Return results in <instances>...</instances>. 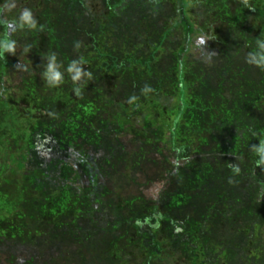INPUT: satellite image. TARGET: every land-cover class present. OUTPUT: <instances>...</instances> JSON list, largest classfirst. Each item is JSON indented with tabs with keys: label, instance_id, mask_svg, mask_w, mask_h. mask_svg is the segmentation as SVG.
I'll return each mask as SVG.
<instances>
[{
	"label": "rangeland",
	"instance_id": "obj_1",
	"mask_svg": "<svg viewBox=\"0 0 264 264\" xmlns=\"http://www.w3.org/2000/svg\"><path fill=\"white\" fill-rule=\"evenodd\" d=\"M190 1L192 3L186 10L200 30L209 36L196 37L183 60V77L187 87L178 130L192 128V131L185 132L184 139L193 146L191 158L194 162L174 165L172 158L170 162L157 165L161 160L154 152H147L140 157V161L139 157H134L144 146V139L137 138V135L145 134L143 117L150 125H155L158 119L151 114L153 102H146L145 110L140 111L137 110L140 106L137 108L133 104L138 97L133 94L125 98L124 95L129 94V86L134 78L155 76L160 79L159 83L166 94L150 98L162 104L159 110L162 111L163 107L164 116L170 120L178 111L176 49L180 43V28L167 31L178 16L177 0H0V41L11 39L16 42L14 55L0 56V209L4 207L5 211L0 219L25 230L21 234L22 243L16 250L0 241V264H37L41 242L38 241L37 247L33 243L35 241L26 239L28 232H36L35 228L43 222H48L47 228L52 227L56 214H63L60 220L64 225L62 233L70 234V229H73L90 255L99 253L102 264H264V164L260 163L252 147L264 142V66L249 63L251 56L264 57V49L260 46L258 50L262 53L258 51L259 54H256L250 37H256L261 32L262 20L258 18L255 7L260 6L263 0H246L250 5L247 9H243L244 2L241 0H228L226 9L218 6V0ZM12 3L15 8L9 11ZM58 5L66 9L80 26H105V35L108 36L106 48L93 45L91 53L99 57V64L84 67L92 73L93 80L97 76L99 80L103 78L102 90L99 91L95 81L89 85L90 80L86 78L83 82H73L66 71L69 64L61 58L57 59L64 66V83L52 87L43 77L49 55L43 53L40 47L43 29L49 28L44 16ZM24 8L32 10L39 21L40 30L12 32L7 27L8 22L18 18ZM237 13L241 21L235 20ZM123 19L128 21L130 31L142 32V36L150 32L149 25L158 26L152 31L154 37L155 30L160 33L155 41L158 47L155 49V44L151 43L150 49L154 52H146L144 41H133V45L129 43V51L126 50L128 34L124 31L120 34L117 30L122 26L120 20ZM50 23L54 25L53 21ZM201 38L207 43L200 44ZM233 38L243 43L242 53L236 54L234 59L228 56L226 45ZM65 46L70 48L69 45ZM28 48L30 51L26 50ZM85 50L87 48L81 53ZM119 50H123L121 59L126 62L125 67L119 65L118 60L114 62ZM252 70L256 72L251 77ZM104 73L117 76L112 88L109 77ZM124 77L128 78L127 83H124ZM75 83L81 90L79 94L75 91ZM121 86L127 89L118 93ZM110 90L115 92L108 96L114 104L99 105L102 96H106ZM165 101L169 104L165 105ZM17 112L20 114L15 122L6 116ZM93 113L101 123V130L111 126L115 132L114 136L106 138L113 154L125 153L123 160L126 166L117 168L119 165L109 160L110 169L104 172L100 169V173L96 171L94 177L93 172H88L87 165L78 164L79 172H76L78 175L74 176L72 182H61L65 186L61 193L63 200L74 205L73 212L65 213L67 209L61 206L65 204L63 202L56 210L54 206L60 203L46 202V194L38 198V190H28L22 198L13 195L24 183L21 180L27 174L33 171L36 175H42L44 170L41 169L44 167L33 168L27 163V169L18 170L12 160L27 153V150L34 158L50 154L44 149L41 139L52 132L54 122L56 131L57 128H65L68 120L75 122L80 125L76 131L82 134L89 127L85 117ZM119 114L125 115V119L132 123L125 131L114 120ZM52 118L54 122H48V126H45L47 120ZM68 136L71 150L82 149L90 158L108 145L99 139L95 146L87 147L86 144L77 143L82 137H74L70 132ZM166 155L167 152L160 156ZM76 162L73 161L75 165ZM230 164L240 167L239 175L232 173ZM176 168L179 171L174 173ZM167 175H171L169 183ZM92 179L106 192L99 193L93 206L87 200L85 204L83 199V193L91 186ZM230 179L234 182L229 183ZM43 189L46 190V187ZM3 193H9V196ZM127 195L143 196L152 204L151 207L147 206V210L157 205L158 210L161 208L169 214L166 225L153 229L155 235H152V238L161 241L164 260L149 261L146 252H139L144 249L145 240H142V244L138 242L139 246L131 242V239L136 241L138 238L131 236L132 231L126 226L136 219L132 218L131 222L123 219H130L134 213L137 216V209L134 208L131 214L130 209H122L127 215L124 213V218H113L116 206L120 209L123 206L121 200ZM14 201L17 206L13 205ZM78 209L83 211L79 212ZM146 209L140 211L143 216L149 213ZM110 217L113 221H124L125 226L120 229L109 226L110 230L107 229ZM181 226L184 227L182 234L175 235V229ZM144 230L142 228L139 232L143 233ZM45 237L51 239L52 235ZM90 261L96 260L91 258Z\"/></svg>",
	"mask_w": 264,
	"mask_h": 264
},
{
	"label": "trees",
	"instance_id": "obj_2",
	"mask_svg": "<svg viewBox=\"0 0 264 264\" xmlns=\"http://www.w3.org/2000/svg\"><path fill=\"white\" fill-rule=\"evenodd\" d=\"M241 1L244 2V4H242L243 9H247L250 7V5L246 3V0H241ZM218 2H219V5H218L219 7L223 6L224 7L223 9L228 8L227 6L228 0H218ZM191 3L192 2L190 0H177L176 8H177L178 16L176 17L173 24H171V27L167 29V31H171V29L180 28V43L176 49V71H177V76H178L177 87H178V92H179V95H178L179 101L177 104H178L179 109L178 111L175 112L174 118L172 117L173 119L171 120L166 118L164 116L163 107H162V111L159 110L162 104L150 98V96L153 97L158 94L161 95L163 93L162 86L159 83L160 79L156 78L155 76L152 78H141V77L134 78V80L131 81V84L129 86V91H130L129 94L126 93V95H124L125 98L127 97L130 98L131 95L135 94L138 97V99L136 100V102L134 101L133 104L136 105L137 108L140 106V108L137 109L140 111H142V109L144 111L145 110L144 108L146 107L145 106L146 102L149 103L150 102L149 100H151L153 102V104L152 102H150L152 104L151 105L152 109L154 108L151 114L153 113L154 117H158L157 121H155L156 122L155 125H153V123L150 125V122H148V120L145 122L144 120L146 117H143L142 127H143V130H145V134L137 135V138L139 137L140 138L139 140L144 139V143H143L144 146L142 149H140L138 152L134 154V157H136V159L139 157L138 158L139 161H140V157L141 156L144 157L143 155L147 154V152H154L156 153L157 157L160 158L161 160V161L158 160L157 165L162 164L164 162H170L169 159L172 160V158L174 160V165H178L180 162H184L185 164L194 162L193 159L191 158L193 157L192 156L193 155L192 152L194 151L193 146L192 144H187L184 139L185 132L188 130L192 131V128L188 127V129L186 130L187 127H183L185 130L184 129L182 130L181 128H180L181 131L178 130L180 127L179 123L181 122V118L183 115V110H184V105H185L184 99L186 95L185 90L187 87V84L183 77V60H184L185 54L190 50L192 46V41L196 37H204V36L209 37V36L205 34V32H203L202 30H200V27L198 26V24L195 23L194 20L191 19L189 12L186 10V7L188 5H191ZM210 5L212 7V4L207 3V6L210 7ZM255 9H256L258 18L262 20L263 26H261L262 27L261 32L259 34H256V37L255 35L254 36L251 35L250 37H252V43H253L252 48L257 50L256 54H259L258 51L261 53L262 51L260 49L258 50V47L260 46L261 43L264 42V0L262 4L258 7H255ZM65 10L66 9H63L60 5H58V7L53 8L51 13L49 12L48 14H45L44 17L46 19L44 20H47L46 22L48 24L47 23H44V24H47L46 27H49V28L43 29L44 35H43V38H41L42 39L41 40L42 44L40 46L41 51L43 53L45 52V54L50 55L53 52L49 50L54 49L53 51L54 53H56L57 58L63 59L64 63L66 64L67 63L70 64L73 60H79L81 58H83V61H84L83 67L91 68L93 67L94 63L99 64L100 61L97 62V60H99V57L96 58L91 53L93 50V45H96V47H98V45L104 46L106 48V45H107L106 42H107L108 36L106 37L105 35L106 34L105 26H101L99 24H95V25L92 24L91 26L81 24L80 26L79 22L76 19H73L72 15L70 13L68 14V12H66ZM218 10H216V12ZM120 17L121 16L118 15L117 18L120 19ZM238 19H240L241 21L239 13L235 14V20H238ZM51 21L54 22V25H52L53 23H50ZM120 21L122 23V26L118 27L117 29L118 32L121 34L122 31H124L126 32V34H128V38L126 39L127 40L126 43H128V45H126L127 46L126 50L129 51L130 49L128 47L129 43L131 44V42L133 41H136V42L144 41L147 47L145 48L148 50L146 52H149V53L154 52V50L150 49L151 43L155 44V49L158 47L155 41L157 39L156 37L160 33L158 34L157 33L158 30H155L156 37H154L155 35L152 34L153 29L154 28L158 29V26H152V25H149V27L147 26L148 28H150V32L147 34V32L144 31L147 35L142 36V32H139V31L132 32V30L130 31V26H129L128 21H125V19L120 20ZM110 25H114V24H110ZM149 34L153 35V37L148 36ZM77 42H79L81 45L79 49L75 47V44ZM65 45H69L70 48ZM131 45H133V43ZM226 45H227V49H228L227 52H228L229 57L234 59L236 54L242 53V50H243L242 42L239 43L238 41H235V39L233 38L229 40L228 44ZM48 47H49V50H47ZM83 47L84 49L87 48V50H85L84 53L82 54L81 52L84 50ZM96 47L94 46V49ZM108 49H111V48L108 46ZM122 52L123 50L122 51L119 50L118 52H116L117 54H115L116 59H114V62L118 60V62L120 63L119 65H122V67H125L126 62L121 59ZM127 54L129 53L127 52ZM259 58L260 59L262 58V60H264V57L262 56L260 57V55H259ZM257 65L258 64H254V66H257ZM261 70L263 71V69ZM99 71L100 70L98 69V73ZM255 72L256 70L250 71L251 77L254 76L253 74ZM104 76L109 77L108 82L110 84V87L112 88L114 86V82H116V79H118L117 76L114 77V75H108L106 73H104ZM84 79L82 80V82L84 81ZM127 80L128 78L124 77V83H127ZM94 81L99 91L102 90L103 89V84H102L103 78L99 80L97 76L94 78V80L90 79L89 85L94 84L93 83ZM75 86L79 87L78 84H76ZM146 86L150 87L152 91L147 92V93L143 92V89ZM1 88L2 87L0 86V90ZM119 88L120 89L117 90L118 93H120L121 91H124V89H127V87L124 88L123 86ZM164 93L166 94V92ZM113 94H115V92L110 90L106 96L103 95L102 96L103 99L102 101H99L100 102L99 105L100 104L113 105L114 104L112 102L113 99H111V97L110 98L108 97ZM81 98L84 99L83 96H81ZM166 104L168 105L169 102L165 101V105ZM19 114L20 113L18 112L16 114L10 113V114H7L6 116L7 117L9 116V118L15 122V120L19 118ZM149 114L147 115L148 117H150ZM95 115L96 113L95 114L93 113L85 117L88 123L87 126L89 127L86 128V130H84L82 134H80V131H76L80 125L75 122H71L70 120H68L66 121L65 128H62V129L57 128V131H56L54 130L56 123L53 121V118L50 120H47V123L45 126H48V122L49 123L54 122L53 123L54 125L52 128L53 130L52 132L46 135L47 137H43L41 141H42V145L44 149H47V151H50L51 153L50 154L48 153L43 156L39 155L38 157L34 158V156L27 150V153H22L20 154L18 158H15L12 160V163L15 165V169L23 170L24 168H26V164L28 163L29 166L33 168L35 166L41 165V167L42 166L44 167L41 170H44V171L42 172V175H39V174L36 175L34 174L35 172L33 173V171L32 173L27 174L24 177V180L23 181L21 180V183L24 182L25 184L23 183L19 187V189H17V192L13 193V195L17 194L18 197L22 198V197H25V195L23 194H26V191L38 190V194H37L38 198L46 194L48 197V200L47 199L45 200L46 202H49L50 200V201L56 202L57 204L60 203L58 206H54L56 210L59 208V206L63 202L65 204L61 206L63 207L66 206L64 208L68 210V211L66 210L65 213L71 212V211L73 212L74 205L70 204L68 200L67 201L63 200V196L61 193L62 191L64 192L65 186L61 185V182L64 181L66 184L72 182L74 176L78 175L76 173V172H79V168H77L79 167L78 164L87 165L88 172L89 171L93 172L94 177L97 174L96 171L100 173V169H101V172L108 171L110 169L111 166L109 165V162H108L109 160L119 165L117 166V168L126 166L127 163L123 160L125 153L117 152L113 154L112 146L108 144L110 142L107 140L108 138H106L107 136H110V135L112 136L113 134H115V132L112 130L111 126H108L106 129L101 130L100 128L101 123L100 121L96 119ZM40 116L42 115L40 114ZM115 119L118 122L119 128H121V125H122V128H121L122 131H125L127 126L132 124L131 121L125 119V115H120V114L116 115L114 117V120ZM69 132L72 133L74 137H77V138L78 136L82 137V139L79 140V142L77 143H82L84 145L86 144L87 147L95 146L96 143H98L99 139H103L102 142L104 141L108 145H105L102 148L103 151H101L100 149V151H97L95 155L92 154L90 158V156L87 155V153H85L84 151H81L82 149L80 150L72 149L71 150L72 147H70L69 145L70 136H68L67 138V134ZM99 135L100 137L97 138ZM260 144H264V142L262 141ZM166 152L168 153V155L164 157L160 156ZM171 153H172V157L170 156ZM65 155H67V157H65ZM72 156H75V157L71 158ZM257 158H259L258 155H257ZM73 161H77L76 164L78 166L75 165ZM153 162H156V160ZM111 165L113 166L112 163ZM232 165L233 164H230L229 166L232 167ZM259 165L260 163L258 162V167ZM178 171L179 169L177 168L174 169V173H177ZM170 176L167 175L166 177V180L168 179L167 183H169ZM95 181L96 180L92 179L91 186L86 188L85 192L83 193L84 194L83 199H85L84 201L85 204L87 200V202H89V205H92L94 202H96L95 200L97 197H99L100 192H102L103 194L106 193L104 192V187H101V185L98 183H95ZM44 187H46V190L43 189ZM3 194L9 196V193H3ZM121 201H122L123 206L119 207L120 209H118V206H116L117 208L115 209H117V211L115 213V217L113 218H120V217L124 218L123 214L125 212L124 210L122 212V209H130L131 211L130 214L133 213L132 210L134 208L137 209L138 211L137 216L134 213L130 217V219H123L124 221L127 220L125 222H129V220L131 222L132 218L136 219L135 221L129 223L126 226V229L129 228V230L132 231L131 236L135 235L138 238L136 241L131 239V242H135V244L139 246L140 243L138 242L141 241V244H142V240H145L144 242L145 244L143 245L144 249L142 248L139 252H141V254L142 252H146L149 258V261L164 260L165 258H163L161 241L152 238V235H155L154 233L155 231H153V229H157V228H160L161 226L166 225V222L168 221L167 216H169V214H167L166 212H163L161 208L158 210L157 205H156V208L153 207V209L147 210L146 209L147 206L151 207L152 204L149 200L145 199V197L140 196V195L139 196L127 195L126 197L122 198ZM57 204H54V205H57ZM85 204H83V207H86ZM13 205L17 206V203L14 201ZM3 208L4 207L0 209V215L4 214L5 212ZM145 209L149 212L148 214H146L147 216L142 215V212L145 211ZM258 209H259V206H258ZM141 210L142 212H140ZM78 211L80 212L83 210L78 209ZM100 213L101 211L99 212L97 217L100 216ZM125 215L127 214L125 213ZM62 216L63 214L62 215L56 214L55 218L53 216V219L55 220H54L52 227L47 228L48 222L46 223L43 222L42 225H40V227L35 228L37 230L36 232L34 233L28 232L29 236H27L26 239H28L30 242L35 241L33 243L36 244L37 247L39 246L38 241L41 242V245H40L41 249H40L39 254H37L38 256L37 264H93L94 261L91 262L90 261L91 258H93V260L95 259L96 263L102 264V261H101L102 258L100 255H98L99 253H96L93 256L90 255L88 253V250L85 247H82L83 241L79 240L80 238L79 234L74 232L73 229H70L69 231L70 234L66 232L62 233L64 230V225L60 221ZM110 219L111 217L108 218V221H107L108 227H106L109 230H110L109 226H111V229H117V228L120 229V228H123V226H125V223L122 220L113 221L112 219L111 220ZM142 228L143 229L145 228L144 232H146V234H144V232L143 233L139 232V230H141ZM177 229H179V231H177ZM183 230H184L183 226H181V228L177 227L174 231L175 232L174 234L180 235L182 234ZM0 232H1L0 241L4 244L6 243L8 248L16 250L18 249L17 247L19 246V244L22 243L21 236L23 235L21 234L25 233V230L22 231L21 229H17L16 227H14V224L9 223L7 221L3 222L2 219H0ZM41 235H43V237H40ZM45 235H52V238L49 239L48 237H45ZM43 242L46 244H44ZM147 250L149 253L147 252ZM88 256H90L89 257L90 259L88 258Z\"/></svg>",
	"mask_w": 264,
	"mask_h": 264
},
{
	"label": "clouds",
	"instance_id": "obj_3",
	"mask_svg": "<svg viewBox=\"0 0 264 264\" xmlns=\"http://www.w3.org/2000/svg\"><path fill=\"white\" fill-rule=\"evenodd\" d=\"M15 8V4L12 3L9 7V11L11 9ZM39 21L35 18L33 12L29 8H24L18 18L9 21L7 24V27L12 31L15 32L17 30H22V29H28V30H40L38 28ZM42 28V26H40ZM200 44H206L207 41H205L203 38L199 40ZM80 43L77 42L75 44V47L77 49L80 48ZM260 48L264 49V43L260 44ZM15 49H16V42L11 39H5L0 41V56L4 54H15ZM27 51H30V48L26 49ZM47 65L46 69L43 73V77L46 79L48 82L49 86L52 87H58L61 84L64 83V71H63V64L58 62L57 55L56 53H51L50 55L47 56ZM249 63H255L259 64L261 66H264V60L260 59L259 56H251L249 59ZM84 61L83 58L79 60H73L67 67L66 71L71 75V79L73 82H80L82 81L85 77L87 79H92V73L90 71H87L83 67ZM75 91L79 94L80 93V88L77 87L75 88ZM152 91V89L148 86H146L143 89V92L147 93ZM51 115H55L52 113ZM253 150L256 152V154L259 156L260 163L264 164V144H259L258 146H252ZM241 172V169L238 165L233 164L232 165V173L234 175H239ZM233 180H229V183H233ZM179 231V229H177Z\"/></svg>",
	"mask_w": 264,
	"mask_h": 264
}]
</instances>
